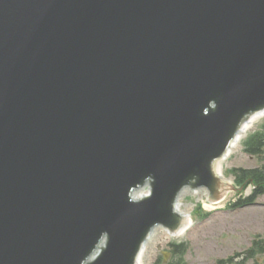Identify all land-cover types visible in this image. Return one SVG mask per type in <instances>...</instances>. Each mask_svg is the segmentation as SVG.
Returning a JSON list of instances; mask_svg holds the SVG:
<instances>
[{
    "label": "water",
    "instance_id": "95a60500",
    "mask_svg": "<svg viewBox=\"0 0 264 264\" xmlns=\"http://www.w3.org/2000/svg\"><path fill=\"white\" fill-rule=\"evenodd\" d=\"M262 109L264 0H0V264H135Z\"/></svg>",
    "mask_w": 264,
    "mask_h": 264
},
{
    "label": "rangeland",
    "instance_id": "374dc122",
    "mask_svg": "<svg viewBox=\"0 0 264 264\" xmlns=\"http://www.w3.org/2000/svg\"><path fill=\"white\" fill-rule=\"evenodd\" d=\"M264 124V118L258 120L251 127L239 146L230 153L221 164V173L232 182L228 170L234 166L251 167L259 161L243 150L245 137ZM235 192H229L225 199L218 204L208 205L206 197L200 192L184 191L179 199V208L190 217V226L182 236L167 235L162 230H156L147 241L141 264H158L162 261V252L169 251L171 243H184L187 250L182 264H215L220 258H225L236 251L249 246L255 234L264 236V195L258 198L255 206L230 211L227 205L235 200ZM209 211L211 214L204 217ZM179 260L172 255L170 261ZM257 262L264 264V254L258 256Z\"/></svg>",
    "mask_w": 264,
    "mask_h": 264
},
{
    "label": "trees",
    "instance_id": "16d2710c",
    "mask_svg": "<svg viewBox=\"0 0 264 264\" xmlns=\"http://www.w3.org/2000/svg\"><path fill=\"white\" fill-rule=\"evenodd\" d=\"M264 127L252 135L245 142V150L251 155L259 156L262 159L260 166L252 168L236 167L231 170L234 176L236 186L241 187L243 192L249 185L251 186L250 193L245 196H240L231 205L232 208H237L253 203L259 196L264 194ZM264 253V238L258 236L252 241L251 246L243 252L241 259L235 260L228 258L220 260L218 264H247V261L255 258L256 255ZM226 262V263H224ZM257 264V263H254Z\"/></svg>",
    "mask_w": 264,
    "mask_h": 264
},
{
    "label": "bare ground",
    "instance_id": "6f19581e",
    "mask_svg": "<svg viewBox=\"0 0 264 264\" xmlns=\"http://www.w3.org/2000/svg\"><path fill=\"white\" fill-rule=\"evenodd\" d=\"M262 118H264V110L261 111L260 114H256V115H252V116H250V120H249V122L243 127V131H242V133L239 134V136H238L236 142H232V143H231L229 154H230L231 152H233V150H234L237 146H239V143H240L241 139L243 138V136H245V134L247 133V131H248L251 127H253L252 125H254L258 120H260V119H262ZM227 156H228V155H227ZM227 156H225L224 159H219V160H217V162H216L217 173H218V176H219L220 178H224L223 174L221 173L222 171L220 172V170H221L220 168H221V164H222V162L226 160ZM224 179H225V178H224ZM225 181L227 182V184H229V182L227 181V179H225ZM184 191H187V190H184ZM184 191H183V192H184ZM183 192H182V193H183ZM182 193H181V195H182ZM179 210H180V209H179ZM188 228H189V227L186 228L185 223H183L182 229H181V230H178V231L176 232L175 236H182V235L187 231ZM168 235H170V234H168ZM139 264H141V261H140Z\"/></svg>",
    "mask_w": 264,
    "mask_h": 264
}]
</instances>
